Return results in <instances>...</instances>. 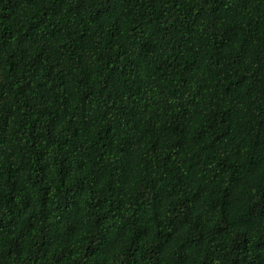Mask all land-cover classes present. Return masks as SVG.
Listing matches in <instances>:
<instances>
[{"label": "trees", "instance_id": "1", "mask_svg": "<svg viewBox=\"0 0 264 264\" xmlns=\"http://www.w3.org/2000/svg\"><path fill=\"white\" fill-rule=\"evenodd\" d=\"M0 264H264V0H0Z\"/></svg>", "mask_w": 264, "mask_h": 264}]
</instances>
